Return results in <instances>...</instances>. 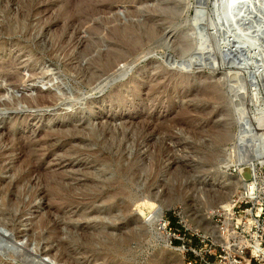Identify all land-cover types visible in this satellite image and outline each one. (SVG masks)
<instances>
[{"label": "rangeland", "instance_id": "obj_1", "mask_svg": "<svg viewBox=\"0 0 264 264\" xmlns=\"http://www.w3.org/2000/svg\"><path fill=\"white\" fill-rule=\"evenodd\" d=\"M228 2L0 0V264L197 259L264 172V6Z\"/></svg>", "mask_w": 264, "mask_h": 264}, {"label": "built area", "instance_id": "obj_2", "mask_svg": "<svg viewBox=\"0 0 264 264\" xmlns=\"http://www.w3.org/2000/svg\"><path fill=\"white\" fill-rule=\"evenodd\" d=\"M255 172L252 171V176L243 181L246 182L245 184L240 185V193L237 195V198L233 197V206L227 210L229 211L227 220L221 224L216 222L214 225H211V228L206 229V234L203 236L196 233L200 237L201 242L209 244V241H214L215 243L213 242L209 247L205 244L204 249L203 246L199 247L198 245H191L188 248H186L185 243L182 245L185 251L192 253L197 258L196 260L189 261V264H198V260L200 261L199 264H264V172L262 169L257 173ZM253 181L254 188L247 183ZM238 204L252 205V207L247 209L249 212L253 210L255 204H261L262 206L259 208V214L248 219L247 226H245L246 229H242V232L236 230V225L238 224H230L233 223V215ZM163 226L167 228L168 223L163 224ZM230 226L232 227V231L229 230ZM225 234L228 235V238L222 239ZM178 237L180 238V234H178ZM214 244L217 245L213 248L212 245ZM218 245L222 249L219 254L216 251ZM208 253L212 255L211 257L215 256L220 259L211 263L208 260ZM223 253L235 256L229 262H224L223 259H227V257H224ZM248 253L249 257H247Z\"/></svg>", "mask_w": 264, "mask_h": 264}, {"label": "bare ground", "instance_id": "obj_3", "mask_svg": "<svg viewBox=\"0 0 264 264\" xmlns=\"http://www.w3.org/2000/svg\"><path fill=\"white\" fill-rule=\"evenodd\" d=\"M229 1H230V3H227L226 14H229V15L231 14V16L241 15V13H243V16H244L246 14L245 13V7L246 6H253V9H255L257 7H259V9H260V7L264 6V0H229ZM247 11H250V10H247ZM245 18H247V17H245ZM249 18H251V16ZM252 188H253V186H252ZM163 211H164V209L162 207L161 209H159L157 211V213H156L157 217L155 219H153L155 222H157V224H160V222L162 221Z\"/></svg>", "mask_w": 264, "mask_h": 264}, {"label": "water", "instance_id": "obj_4", "mask_svg": "<svg viewBox=\"0 0 264 264\" xmlns=\"http://www.w3.org/2000/svg\"><path fill=\"white\" fill-rule=\"evenodd\" d=\"M228 3H230V1H229ZM247 178H250V176H249V177H247Z\"/></svg>", "mask_w": 264, "mask_h": 264}]
</instances>
